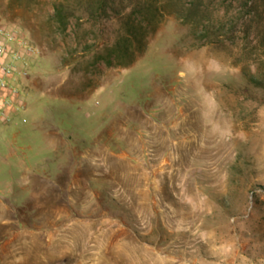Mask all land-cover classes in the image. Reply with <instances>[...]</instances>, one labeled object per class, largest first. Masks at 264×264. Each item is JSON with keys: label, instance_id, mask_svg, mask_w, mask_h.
Masks as SVG:
<instances>
[{"label": "rangeland", "instance_id": "obj_1", "mask_svg": "<svg viewBox=\"0 0 264 264\" xmlns=\"http://www.w3.org/2000/svg\"><path fill=\"white\" fill-rule=\"evenodd\" d=\"M0 26L37 52L0 264H264V0H0Z\"/></svg>", "mask_w": 264, "mask_h": 264}, {"label": "built area", "instance_id": "obj_2", "mask_svg": "<svg viewBox=\"0 0 264 264\" xmlns=\"http://www.w3.org/2000/svg\"><path fill=\"white\" fill-rule=\"evenodd\" d=\"M36 50L13 29L0 26V123L8 125L13 122L11 112L25 110L23 103H17L20 91L10 86L8 80L17 77L25 78L28 71V61L36 56ZM22 64L19 71L17 64ZM24 122V121H23Z\"/></svg>", "mask_w": 264, "mask_h": 264}, {"label": "crops", "instance_id": "obj_3", "mask_svg": "<svg viewBox=\"0 0 264 264\" xmlns=\"http://www.w3.org/2000/svg\"><path fill=\"white\" fill-rule=\"evenodd\" d=\"M32 59V58H31ZM31 63V60H29L28 61V65H27V67H30V64ZM17 68H18V70L20 71L21 69H22V64L21 63H19V64H17ZM23 80V78H20V77H17L16 76V78L15 79H13V80H8L7 82H8V84L10 85V86H14V87H17L18 89H19V85H20V82ZM20 91V90H19ZM17 103L19 104V103H23L25 106H26V104H25V97H24V95L22 94V92H20V98L17 100ZM25 111V110H24ZM24 111H19V112H11L10 113V115L12 116V119H13V122L11 123V124H8L7 126H10V125H16V118L20 115V114H22ZM0 127H6V125H1V123H0ZM51 148V147H50ZM51 154L52 155H54V150H52L51 149Z\"/></svg>", "mask_w": 264, "mask_h": 264}, {"label": "trees", "instance_id": "obj_4", "mask_svg": "<svg viewBox=\"0 0 264 264\" xmlns=\"http://www.w3.org/2000/svg\"><path fill=\"white\" fill-rule=\"evenodd\" d=\"M55 14L58 15V16H61L62 19H63V21L66 22L67 17L63 15V12L61 13V10L59 9V7H56V9H55ZM120 39L124 42V44H126V42H128L125 36L120 37ZM126 51H127V50H126ZM131 58H132V56H131ZM132 60H133V59H132ZM132 60H131V62L129 63V65L133 62ZM107 64H110V62H109V63L107 62ZM129 65H127V66L125 65L124 67L126 68V67H128Z\"/></svg>", "mask_w": 264, "mask_h": 264}]
</instances>
